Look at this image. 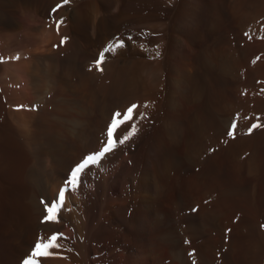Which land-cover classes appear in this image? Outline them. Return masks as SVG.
Masks as SVG:
<instances>
[{
  "label": "bare ground",
  "instance_id": "6f19581e",
  "mask_svg": "<svg viewBox=\"0 0 264 264\" xmlns=\"http://www.w3.org/2000/svg\"><path fill=\"white\" fill-rule=\"evenodd\" d=\"M262 225L264 0H0V264H264Z\"/></svg>",
  "mask_w": 264,
  "mask_h": 264
},
{
  "label": "snow or ice",
  "instance_id": "6c2138e0",
  "mask_svg": "<svg viewBox=\"0 0 264 264\" xmlns=\"http://www.w3.org/2000/svg\"><path fill=\"white\" fill-rule=\"evenodd\" d=\"M64 3L65 4L69 3V0H64ZM53 11H55V9ZM55 23H56V30L59 31L60 26H62L64 24V20L60 19V20L56 21ZM245 35L247 36L248 34L245 33ZM66 41H67V38H64V40H62L61 43H66ZM118 46L122 47L123 45H122V43H120ZM113 47H114L113 45H109L108 49H106L105 51L111 50ZM105 51H101L99 53V57H98L97 61L95 62L96 63V69H97V71H100V72L104 71V68L102 67V65L104 64L105 59H106ZM157 55H158V53H157ZM16 59H18V57H16ZM137 107H139V106L136 105V104H133L131 107L127 108L126 112L122 113L120 111H116L113 114L112 121L106 128V133H105L106 139L101 142V146H100V148H99V150L97 152L88 155L81 163H79L71 171V177H70V179L68 181L69 184H71L73 187H75L76 186V181H77L80 173L87 166H89L90 164L91 165L97 164V162L101 158L105 157L106 154L111 153L115 149L117 143L122 145L129 139V137L131 135L135 134L136 125H135L134 122L129 125V127L131 129L130 132L122 133L120 135H116V131L122 124H125V123H127L129 121H133L134 114H136L138 118H141V119L143 118V114L142 113H139V114L136 113ZM145 107H147V106L145 105ZM260 126L261 125H259V124H255V123L252 124L251 128L249 129V133H251V131L253 129L258 128ZM230 129L231 130L228 131L227 135L234 137L235 136L236 124L235 123L231 124ZM58 198H59V201L61 202V205H62V202L65 200V191H63V190L60 191L58 193ZM56 208H57V203L56 202H53L50 207L46 205V211L48 212V215L45 217V222H47V221H56V216L53 214L54 211L56 210ZM262 227H264V225H262ZM61 236H62V234H59V233L58 234H53L48 239V242L46 244H42L40 242H36L34 244V247H33L32 251H31V256L28 259L24 260V264H36V262H35V260L33 258L46 257V256H49V255H52L53 253H51L49 251V249H51V248H55V249L62 248L63 245L61 243L56 242V241H58L60 239Z\"/></svg>",
  "mask_w": 264,
  "mask_h": 264
}]
</instances>
